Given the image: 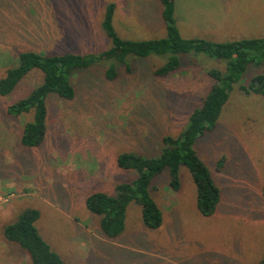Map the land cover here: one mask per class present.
Here are the masks:
<instances>
[{
	"label": "rangeland",
	"instance_id": "obj_1",
	"mask_svg": "<svg viewBox=\"0 0 264 264\" xmlns=\"http://www.w3.org/2000/svg\"><path fill=\"white\" fill-rule=\"evenodd\" d=\"M175 2L186 38L264 37V0ZM109 4L122 38L167 34L160 0H0V78L23 51L87 54L110 48L103 28ZM193 53L163 76H154L165 62L158 55L139 58L130 70L119 65L113 80L103 75L102 62L77 70L71 77L76 97L50 98L47 136L37 147L20 141L32 112L13 116L6 108L29 94L42 73L32 71L10 96L0 95V264H34L3 235L4 226L28 207L39 209L37 227L67 264H258L264 258V95L241 89L264 73V62L248 66L215 130L194 145L221 190L213 215L198 210L186 166L177 191L168 185L167 170L155 179L152 194L163 211L157 229L143 225L141 206L133 202L121 239L109 241L100 232L99 217L86 207L90 193H110L116 183L136 177L118 167L119 153L134 149L154 156L163 136L186 128L214 83L208 71L226 67L223 60Z\"/></svg>",
	"mask_w": 264,
	"mask_h": 264
},
{
	"label": "trees",
	"instance_id": "obj_2",
	"mask_svg": "<svg viewBox=\"0 0 264 264\" xmlns=\"http://www.w3.org/2000/svg\"><path fill=\"white\" fill-rule=\"evenodd\" d=\"M160 1L167 26L164 37L122 38L113 22L114 4H109L103 28L112 41L110 48L87 54L70 52L51 55L46 51H23L19 54L18 63L0 78V95L7 97L32 71L39 70L43 75L42 81L29 94L13 101L6 108L13 116L32 112L33 119L24 123L20 136L21 144L30 148L40 146L46 139L50 98L60 96L73 100L76 97L77 92L71 77L79 69L102 62L106 65L103 75L113 80L119 76V65L130 70L131 65L139 58L152 55H158L165 60L160 68L154 70V76L177 71L185 64L183 57H189L191 52L205 53L226 62L224 70L213 68L208 71L214 79L209 92L191 111L186 128L176 136L168 134L162 137L163 147L156 155L148 156L134 149L118 154V167L135 171V178L116 183L110 193L99 190L86 197V207L99 217L100 232L109 241L121 239L126 230L128 210L133 202L141 206V219L145 227L157 229L162 225L163 211L154 199L152 189L155 179L166 170L168 185L177 191L181 187V168L186 166L196 185L198 210L206 217L215 213L221 199V190L194 145L198 138L215 130L234 84L241 79L248 66L264 62V37L231 41L186 38L182 36L177 24L175 0ZM241 89L246 94L252 92L264 95V73L254 75L249 84L241 86ZM142 111L141 108L138 113ZM39 218L40 211L37 208L28 207L22 210L14 221L4 226L5 239L25 249L34 264H67L41 234L37 227ZM258 264H264V258Z\"/></svg>",
	"mask_w": 264,
	"mask_h": 264
}]
</instances>
